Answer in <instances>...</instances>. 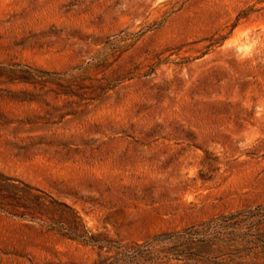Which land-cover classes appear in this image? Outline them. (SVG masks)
Returning a JSON list of instances; mask_svg holds the SVG:
<instances>
[{
	"label": "rangeland",
	"instance_id": "rangeland-1",
	"mask_svg": "<svg viewBox=\"0 0 264 264\" xmlns=\"http://www.w3.org/2000/svg\"><path fill=\"white\" fill-rule=\"evenodd\" d=\"M0 264H264V0H0Z\"/></svg>",
	"mask_w": 264,
	"mask_h": 264
}]
</instances>
